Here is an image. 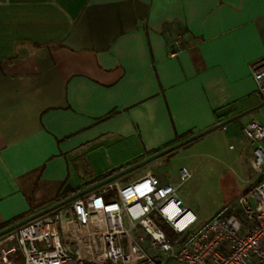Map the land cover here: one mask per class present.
<instances>
[{
	"label": "crops",
	"instance_id": "crops-1",
	"mask_svg": "<svg viewBox=\"0 0 264 264\" xmlns=\"http://www.w3.org/2000/svg\"><path fill=\"white\" fill-rule=\"evenodd\" d=\"M260 69L264 0H0V224L261 104Z\"/></svg>",
	"mask_w": 264,
	"mask_h": 264
},
{
	"label": "built area",
	"instance_id": "built-area-1",
	"mask_svg": "<svg viewBox=\"0 0 264 264\" xmlns=\"http://www.w3.org/2000/svg\"><path fill=\"white\" fill-rule=\"evenodd\" d=\"M253 78L264 99V70ZM242 131L254 146L259 181L202 225L178 190L192 173L182 167L173 184L148 171L19 227L23 264H264V124L251 118Z\"/></svg>",
	"mask_w": 264,
	"mask_h": 264
},
{
	"label": "rangeland",
	"instance_id": "rangeland-1",
	"mask_svg": "<svg viewBox=\"0 0 264 264\" xmlns=\"http://www.w3.org/2000/svg\"><path fill=\"white\" fill-rule=\"evenodd\" d=\"M254 117L264 122V105L239 120H234L236 122H230L225 128L211 131L156 161L129 172L118 179L119 183L130 182L151 171L166 182L177 184L180 181V169L186 167L192 177L178 189L179 194L198 215V225H202L213 215L234 205L237 198L259 179L252 149L240 127L241 122ZM117 151L114 154H119V150ZM108 152L113 156L111 150ZM104 157L102 154L100 158L102 165L106 160ZM16 238V231L12 235L0 237V259L5 260L1 259L0 264H13L9 251L11 247L19 251Z\"/></svg>",
	"mask_w": 264,
	"mask_h": 264
},
{
	"label": "water",
	"instance_id": "water-1",
	"mask_svg": "<svg viewBox=\"0 0 264 264\" xmlns=\"http://www.w3.org/2000/svg\"><path fill=\"white\" fill-rule=\"evenodd\" d=\"M262 105H264V102H262L261 104L255 106V107H252V108L247 109V110H245L243 112H240V113H238V114H236V115H234V116H232V117H230L228 119H225V120H223V121H221V122L209 127L208 129H205L204 131H201V132H199L197 134H194V135H192V136H190V137H188V138H186V139H184V140H182V141H180L178 143H175V144H173V145H171V146H169V147H167V148H165V149H163V150H161V151H159V152H157L155 154H152L149 157H147L146 159H143L142 161H139V162H137V163H135L133 165H130V166H128V167H126V168H124V169H122V170H120V171H118V172L106 177L105 179L95 183L94 185H92V186H90V187H88V188H86V189H84L82 191H79V192H77V193H75V194H73V195H71V196H69V197H67V198H65V199H63L61 201H58L57 203H54L53 205H51V206H49L47 208H44V209H42L40 211H37L36 213L30 215L29 217H26V218L14 223V224L8 226V227H6V228L1 229L0 230V237L4 236V235H6V234H8L10 232H13V231L17 230L19 227H21L24 224L30 222L31 220H34V219H36L38 217H41V216H43V215H45V214H47L49 212H52V211H54V210H56V209H58V208H60V207H62L64 205L70 203L71 201L75 200L76 198H78L80 196H83V195H85V194H87L89 192H92V191H94V190H96V189H98V188H100V187H102V186H104V185H106V184H108L110 182L118 180L120 177L128 174L129 172H131V171H133L135 169H138V168L143 167V166H145V165H147V164H149V163H151L153 161H156L157 159H159V158H161V157L173 152L174 150H176V149H178V148H180V147H182V146H184V145H186V144H188V143L200 138L201 136H204L205 134H207V133H209L211 131H214V130H216L218 128H221V127L224 128L230 122H232L234 120H237V119H239V118H241V117H243V116H245L247 114L252 113L254 110H256L257 108H259Z\"/></svg>",
	"mask_w": 264,
	"mask_h": 264
},
{
	"label": "trees",
	"instance_id": "trees-1",
	"mask_svg": "<svg viewBox=\"0 0 264 264\" xmlns=\"http://www.w3.org/2000/svg\"><path fill=\"white\" fill-rule=\"evenodd\" d=\"M215 115H216V118H217V121H218V122H221V121L225 120V119H223V117L225 116V112H221V111L216 110V111H215ZM190 133H191V132H187V133H185V134H183V135H178V136L175 138V141H179V140L183 139L187 134H190ZM155 152H158V151H155ZM120 170H121V169H120ZM120 170H119V171H120ZM115 172H118V171H117V170H113V171H111V172H109V173H107V174H102V175H98V176H96V177H93V178L89 179L88 181H85L83 186H84L85 189H86V188H88V187L94 185L95 183H97V182H99V181L105 179L106 177H108V176L114 174ZM79 191H81V188H78V189H72V190L66 191V193H63V194L61 195V200L67 198V197L69 196L68 194H71V195H72V194H75V193H77V192H79ZM67 192H69V193H67ZM59 201H60V200H59ZM57 202H58V201H57ZM28 214H29V215H27V216H26V215H19V216H17V217H14V218L11 219L10 221H7V222H5V223L0 224V230L3 229V228L8 227V226H10V225H12V224H14V223H16V222H18V221H20V220H22V219H24V218H26V217H29L30 215L34 214V212H31V213H28ZM162 227H163L164 229H166L167 234H168L171 238H174V237H175V235H174V234H173L168 228H166L165 226H162ZM15 231H16V230H15ZM13 232H14V231H13ZM7 235H8V236H9V235H12V232L6 234L5 236H7ZM16 242H17V240H16ZM9 252H11V254H12V256H10V257L13 259V264H15L16 262L19 263V264H23V257H22V255H21V253H20L19 251H17V249L11 247V249H10ZM8 254H10V253H8Z\"/></svg>",
	"mask_w": 264,
	"mask_h": 264
}]
</instances>
